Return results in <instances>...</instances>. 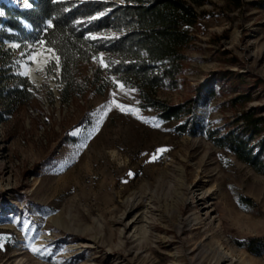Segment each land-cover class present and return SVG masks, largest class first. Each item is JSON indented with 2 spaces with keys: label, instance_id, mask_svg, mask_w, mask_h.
I'll return each instance as SVG.
<instances>
[{
  "label": "rangeland",
  "instance_id": "rangeland-1",
  "mask_svg": "<svg viewBox=\"0 0 264 264\" xmlns=\"http://www.w3.org/2000/svg\"><path fill=\"white\" fill-rule=\"evenodd\" d=\"M196 12L181 74L155 93L193 111L178 120L119 82L65 100L53 50L2 43L32 88L0 98V264H264V175L200 132L264 117V0ZM102 65H81L78 81Z\"/></svg>",
  "mask_w": 264,
  "mask_h": 264
},
{
  "label": "trees",
  "instance_id": "trees-1",
  "mask_svg": "<svg viewBox=\"0 0 264 264\" xmlns=\"http://www.w3.org/2000/svg\"><path fill=\"white\" fill-rule=\"evenodd\" d=\"M27 1L26 9L0 3V59L8 65L1 74L9 73L3 79L6 87L0 88L1 99L7 103L23 101L32 88L25 78L14 74L9 50L2 49L4 41L13 40L54 51L62 84L60 94L65 100L83 89V82L101 94L112 81L135 88L140 106L157 109L164 121L194 114L183 112L181 107H167L155 93L174 84L181 74L184 52L193 42L190 27L197 19L196 8L209 0ZM7 29L13 34L8 35ZM97 61L102 67H95L88 79L79 77L80 83V66ZM241 99L236 97L232 103ZM263 118L249 109L234 119L235 128L224 135L200 132L215 147L264 175Z\"/></svg>",
  "mask_w": 264,
  "mask_h": 264
},
{
  "label": "snow or ice",
  "instance_id": "snow-or-ice-1",
  "mask_svg": "<svg viewBox=\"0 0 264 264\" xmlns=\"http://www.w3.org/2000/svg\"><path fill=\"white\" fill-rule=\"evenodd\" d=\"M58 59V58H57ZM161 151H163V149H161ZM153 158H155V157H153Z\"/></svg>",
  "mask_w": 264,
  "mask_h": 264
}]
</instances>
